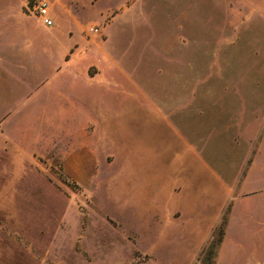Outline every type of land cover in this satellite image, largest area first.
Returning a JSON list of instances; mask_svg holds the SVG:
<instances>
[{
  "label": "rangeland",
  "instance_id": "rangeland-1",
  "mask_svg": "<svg viewBox=\"0 0 264 264\" xmlns=\"http://www.w3.org/2000/svg\"><path fill=\"white\" fill-rule=\"evenodd\" d=\"M37 1L0 0V264H264V0Z\"/></svg>",
  "mask_w": 264,
  "mask_h": 264
},
{
  "label": "built area",
  "instance_id": "built-area-1",
  "mask_svg": "<svg viewBox=\"0 0 264 264\" xmlns=\"http://www.w3.org/2000/svg\"><path fill=\"white\" fill-rule=\"evenodd\" d=\"M33 13L36 18L39 20L42 26L52 27L53 19L51 17L49 4L45 0H38L35 5L32 7ZM90 32H97L95 29H90Z\"/></svg>",
  "mask_w": 264,
  "mask_h": 264
},
{
  "label": "crops",
  "instance_id": "crops-1",
  "mask_svg": "<svg viewBox=\"0 0 264 264\" xmlns=\"http://www.w3.org/2000/svg\"><path fill=\"white\" fill-rule=\"evenodd\" d=\"M50 7V6H49ZM50 12H51V9H50ZM54 21H53V26L52 27H54ZM52 27H44V26H42L41 28H43L44 29V32H47V30H50Z\"/></svg>",
  "mask_w": 264,
  "mask_h": 264
}]
</instances>
